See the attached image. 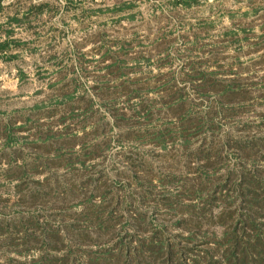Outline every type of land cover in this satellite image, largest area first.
<instances>
[{
    "label": "trees",
    "instance_id": "trees-1",
    "mask_svg": "<svg viewBox=\"0 0 264 264\" xmlns=\"http://www.w3.org/2000/svg\"><path fill=\"white\" fill-rule=\"evenodd\" d=\"M250 1L210 48L203 19L198 31L184 22L185 54L158 29L148 45L98 35V58L75 60L95 77L91 92L74 65L69 78L56 70L32 105L0 109V264H264V71L253 80L239 62L253 37L247 52L263 51L251 63L264 69V0ZM189 2H168L169 24ZM46 7L0 23L2 60L24 47L13 22L33 29ZM133 7L115 2L110 12ZM115 145L123 168L106 169ZM11 251L37 255L19 261Z\"/></svg>",
    "mask_w": 264,
    "mask_h": 264
},
{
    "label": "rangeland",
    "instance_id": "rangeland-1",
    "mask_svg": "<svg viewBox=\"0 0 264 264\" xmlns=\"http://www.w3.org/2000/svg\"><path fill=\"white\" fill-rule=\"evenodd\" d=\"M121 1L133 2V9L124 13L110 12L115 2L120 3ZM169 1L171 2V0H2L3 9L0 10V23L5 22L7 16L10 15L21 17L30 4L42 2L47 3L48 7L34 18H30L32 20L30 25L33 26V29L29 26L26 29L13 22V38L24 42L22 43L24 47L18 52L11 49L10 54L17 53V55H13L10 60L5 61L0 58V109L7 110L32 105L48 90L47 84L55 80L56 73L54 72L56 70H61L69 78L74 75L71 71V66L74 68V65L77 67L83 88L86 92H91L90 87L94 84L95 77L80 72L78 61L75 60L79 53L85 59L96 60L98 58V51H96L99 46L98 35L106 38L107 41L115 37L131 39L133 35H136L146 44L143 37L146 36L151 40L158 29L167 36H175V46L181 48V54H185L187 51L184 48L189 46L191 41H187L185 36L182 38L185 30L181 28L185 26L182 25L184 22H192L195 24L193 29L198 31L199 22H196V19H203L202 31H206L205 26L210 29L207 33L208 36L204 37V41L210 48L232 25L229 15H233L234 19L241 18L242 12L249 10L251 2L250 0H189L190 6L185 9V13L175 10L181 17L180 22L178 23L175 18L169 24L170 15L167 7ZM100 9L103 10L102 13L97 12ZM127 14H133L134 18L132 20L124 18L123 16ZM245 18L248 21L255 19L251 25L252 32L259 34L260 20L252 15H247ZM94 38L97 39L95 42H93ZM251 38L253 45L254 39ZM182 39L185 42L184 45ZM252 45L242 47V52L238 53L239 62H242V67L248 68H244L242 73L249 72L248 74L252 75L253 80H257L264 69L259 64L254 65L251 62L263 51L253 52L255 50ZM147 47L151 49L149 46ZM153 49L155 50V47ZM248 50L253 51L247 52ZM224 51L228 61L232 63L231 69L234 70V67H237L235 61L238 60H234L235 58L231 56L234 54L233 47H227ZM53 54L56 58H51ZM184 59L185 56L177 57L176 64L182 63ZM94 62L87 67L90 74L95 73ZM176 64H173L172 67L176 68ZM39 91H43V93ZM255 107L257 110L258 108L259 110L263 109V105ZM258 116V114L252 113L251 121L257 123ZM5 117L4 115L1 119H5ZM233 126H235V122L232 123V121L223 124V127L227 129L234 128ZM118 150L119 145H115L112 150H109L105 159H102L101 166H105L107 169L110 164L117 163L118 167L123 168V165L118 162L120 160L117 158ZM110 171L113 173L112 170ZM0 193L4 196L8 195L4 189L0 190ZM4 253L0 247V258ZM7 253L9 258L19 261L37 255L36 252H30L24 256L12 251Z\"/></svg>",
    "mask_w": 264,
    "mask_h": 264
},
{
    "label": "crops",
    "instance_id": "crops-1",
    "mask_svg": "<svg viewBox=\"0 0 264 264\" xmlns=\"http://www.w3.org/2000/svg\"><path fill=\"white\" fill-rule=\"evenodd\" d=\"M171 1H173V0H171Z\"/></svg>",
    "mask_w": 264,
    "mask_h": 264
}]
</instances>
